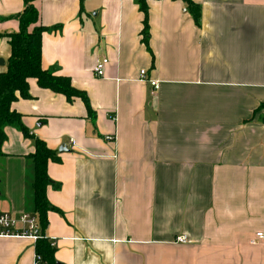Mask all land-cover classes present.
<instances>
[{
  "label": "crops",
  "instance_id": "0c3cea01",
  "mask_svg": "<svg viewBox=\"0 0 264 264\" xmlns=\"http://www.w3.org/2000/svg\"><path fill=\"white\" fill-rule=\"evenodd\" d=\"M192 1L199 23L183 0H36L42 67L93 114L29 79L12 104L29 136L5 128L0 213L36 215L42 140L59 159L42 229L55 264H264V0ZM24 7L0 0V74ZM37 245L0 236V264H34Z\"/></svg>",
  "mask_w": 264,
  "mask_h": 264
},
{
  "label": "trees",
  "instance_id": "16d2710c",
  "mask_svg": "<svg viewBox=\"0 0 264 264\" xmlns=\"http://www.w3.org/2000/svg\"><path fill=\"white\" fill-rule=\"evenodd\" d=\"M187 4L195 23H199L201 8L192 0H183ZM36 0H24V10L16 17L19 20V30L8 34L11 46V55L8 59L7 70L0 74V156H3L2 146L7 141L5 128L12 126L19 129L25 136L28 130L23 124L20 113L12 109V104L19 97L28 98L29 79L35 78L42 88L64 94L69 100L75 97L82 98L89 113L93 114L87 94L73 87L69 77L54 75L45 70L41 64L42 34L49 30L40 23V13L35 5ZM141 10L145 13L143 35H147V6L142 4ZM35 152L29 155L32 161V206L37 215L41 229L47 226V212L57 210L47 200L46 190L52 182L48 176L47 164L50 160L59 161L55 151L47 147L45 142L34 139ZM37 252L47 261L55 264L54 249L45 237L38 240Z\"/></svg>",
  "mask_w": 264,
  "mask_h": 264
},
{
  "label": "built area",
  "instance_id": "2783aa9c",
  "mask_svg": "<svg viewBox=\"0 0 264 264\" xmlns=\"http://www.w3.org/2000/svg\"><path fill=\"white\" fill-rule=\"evenodd\" d=\"M108 62L109 60L107 58H102L96 62L94 66L96 76L104 75ZM141 80L149 82L155 91L159 88V81L147 79L145 71H141ZM107 138L113 139V137ZM0 236L28 238L35 242H38L43 237L37 216L28 212H23L18 215L7 212L0 213ZM257 241H264L263 231H258L252 240L253 243ZM176 242L187 243L188 238L186 235H179L176 237ZM34 262V264H47V261L39 253L35 254Z\"/></svg>",
  "mask_w": 264,
  "mask_h": 264
},
{
  "label": "water",
  "instance_id": "95a60500",
  "mask_svg": "<svg viewBox=\"0 0 264 264\" xmlns=\"http://www.w3.org/2000/svg\"><path fill=\"white\" fill-rule=\"evenodd\" d=\"M0 65H4L3 59L0 58ZM61 151L66 150L65 147L60 148Z\"/></svg>",
  "mask_w": 264,
  "mask_h": 264
}]
</instances>
